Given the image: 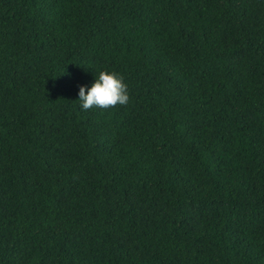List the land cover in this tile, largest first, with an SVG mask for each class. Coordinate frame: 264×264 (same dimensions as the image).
<instances>
[{"label": "trees", "instance_id": "trees-1", "mask_svg": "<svg viewBox=\"0 0 264 264\" xmlns=\"http://www.w3.org/2000/svg\"><path fill=\"white\" fill-rule=\"evenodd\" d=\"M0 264H264V0H0Z\"/></svg>", "mask_w": 264, "mask_h": 264}, {"label": "clouds", "instance_id": "clouds-1", "mask_svg": "<svg viewBox=\"0 0 264 264\" xmlns=\"http://www.w3.org/2000/svg\"><path fill=\"white\" fill-rule=\"evenodd\" d=\"M87 91V94H86ZM79 101L83 110L91 108L108 109L116 105H127L129 94L123 77L116 72L102 70L98 73L91 87H79Z\"/></svg>", "mask_w": 264, "mask_h": 264}]
</instances>
